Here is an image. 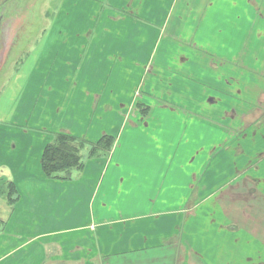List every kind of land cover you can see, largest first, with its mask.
Instances as JSON below:
<instances>
[{"label":"crops","instance_id":"obj_1","mask_svg":"<svg viewBox=\"0 0 264 264\" xmlns=\"http://www.w3.org/2000/svg\"><path fill=\"white\" fill-rule=\"evenodd\" d=\"M122 1L90 17L104 36L88 23L60 41L86 64L57 88L95 113L119 105L117 134L79 114L0 135V264H264V0H170L162 21L160 0ZM240 83L258 98L240 102ZM60 132L114 143L47 177Z\"/></svg>","mask_w":264,"mask_h":264},{"label":"rangeland","instance_id":"obj_2","mask_svg":"<svg viewBox=\"0 0 264 264\" xmlns=\"http://www.w3.org/2000/svg\"><path fill=\"white\" fill-rule=\"evenodd\" d=\"M133 1L141 2L123 0L122 3L131 7ZM112 4L121 5V0H0V135L22 137L24 133H42L39 129L41 121L42 126L52 125L51 121L56 125V122L60 124L68 117L79 114L86 121L84 128L89 129L94 121L109 134H117L125 118V111L121 113L119 105L113 103L112 111L105 113L98 108L95 113L92 106L89 107L91 97L82 95L72 100L57 91L62 79L66 85L75 81L74 67L82 64L84 70L86 64V60L83 62V57H78L77 52L64 50L67 45L60 44V41L68 38L70 47L77 46L76 39L86 36L84 28L88 23H91L93 32L98 27L99 35L104 36L105 33L100 30L102 23H98L102 12L98 13L94 22H89V19L94 15V10H104V7H111ZM169 4L170 0H160L161 21ZM138 24L140 26L141 21ZM159 33L160 28L155 27L144 29L143 35L154 42ZM161 37L164 36L161 34ZM244 37L242 33L241 39ZM85 79L81 75L76 78L81 84ZM51 85L53 88H50ZM239 86L242 89L240 102L258 98H253L255 93L249 95L247 89L243 91V83ZM261 100L262 97L258 101ZM47 103L46 110H43ZM137 107L140 113L146 114L145 108L141 105ZM102 114L103 122L99 120ZM225 128L229 129V126L225 125ZM208 133L211 136V132ZM81 153L85 160L87 147ZM235 170L234 166L227 167L225 180L232 179ZM1 193L6 196L4 191Z\"/></svg>","mask_w":264,"mask_h":264},{"label":"trees","instance_id":"obj_3","mask_svg":"<svg viewBox=\"0 0 264 264\" xmlns=\"http://www.w3.org/2000/svg\"><path fill=\"white\" fill-rule=\"evenodd\" d=\"M113 143L114 139L109 135H103L97 142L91 143L68 133H55L52 141L44 147L41 157L42 170L47 177H69L72 170L83 167V148L88 149L87 157L106 156ZM8 186L13 188L11 183H8Z\"/></svg>","mask_w":264,"mask_h":264}]
</instances>
